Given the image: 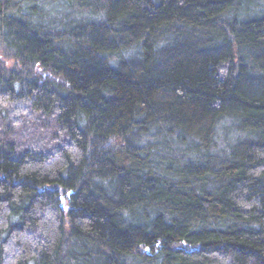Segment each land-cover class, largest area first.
<instances>
[{
    "label": "trees",
    "instance_id": "1",
    "mask_svg": "<svg viewBox=\"0 0 264 264\" xmlns=\"http://www.w3.org/2000/svg\"><path fill=\"white\" fill-rule=\"evenodd\" d=\"M0 264H264V0H0Z\"/></svg>",
    "mask_w": 264,
    "mask_h": 264
}]
</instances>
